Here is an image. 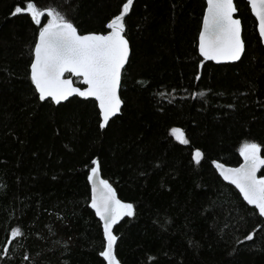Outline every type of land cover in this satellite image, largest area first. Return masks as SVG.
Masks as SVG:
<instances>
[{
  "label": "trees",
  "instance_id": "16d2710c",
  "mask_svg": "<svg viewBox=\"0 0 264 264\" xmlns=\"http://www.w3.org/2000/svg\"><path fill=\"white\" fill-rule=\"evenodd\" d=\"M204 1L133 0L123 19L122 107L101 130L92 100L39 101L29 73L42 25L12 14L29 0H0V264H105L102 224L88 207L92 159L116 198L133 205L112 229L118 264H264V218L213 166H238L246 142L264 158V51L247 2L234 0L242 59L201 63ZM31 2L55 7L83 35L107 34L126 0ZM173 127L188 144L173 140Z\"/></svg>",
  "mask_w": 264,
  "mask_h": 264
},
{
  "label": "snow or ice",
  "instance_id": "6c2138e0",
  "mask_svg": "<svg viewBox=\"0 0 264 264\" xmlns=\"http://www.w3.org/2000/svg\"><path fill=\"white\" fill-rule=\"evenodd\" d=\"M132 2L126 0L119 14L107 22V34H78L74 23L55 7L40 9L31 0L23 9L15 8L13 15L24 13L30 17L32 24L42 25L36 33L30 63V81L39 101L58 105L73 96L93 98L99 109L98 127L101 130L106 128L110 118L121 111L122 100L117 89L129 57V44L121 33L125 31L123 19ZM247 4L257 22L259 44L264 46V0H247ZM206 5L198 36L197 51L203 58L201 63L241 60L245 46L241 38V21L233 18V13L237 11L233 0H206ZM43 17H46V22L42 20ZM65 73L82 77L81 82L87 87L83 90L73 87L70 79L62 78ZM196 95L193 93V96ZM204 95L203 92L199 93L201 98ZM158 96L163 98L165 94L159 93ZM169 135L181 145L189 143L179 128L169 129ZM260 152V145L246 142L239 148L244 161L239 167L225 168L215 162L213 166L224 181L238 190L243 201L254 206L259 217L264 218V177H257L258 169L264 167ZM201 155L199 150H194L192 162L198 164ZM91 165L87 175L91 186V203L88 207L95 212L103 228L104 243L98 254L105 264H118L113 255V245L117 240L113 235V225L121 217L132 218L133 205L116 198L109 183L100 178L96 159L91 160ZM254 232L255 229L245 235L244 240L252 241ZM18 235L17 230L13 229L12 236ZM236 243L241 244L242 241L237 240Z\"/></svg>",
  "mask_w": 264,
  "mask_h": 264
},
{
  "label": "water",
  "instance_id": "95a60500",
  "mask_svg": "<svg viewBox=\"0 0 264 264\" xmlns=\"http://www.w3.org/2000/svg\"><path fill=\"white\" fill-rule=\"evenodd\" d=\"M246 2H247V0H245ZM204 3H205V8L207 7V5H206V0L204 1ZM233 3H234V0H233ZM234 7H235V5H234ZM248 8H249V6H248ZM249 11H250V13L249 14H251V10H250V8H249ZM236 13V12H235ZM235 13H233V18H235V19H238L237 17H236V14ZM251 16L253 17V19L255 20V17L251 14ZM202 18H203V14H202ZM255 23H256V32H257V35H258V31H257V22H256V20H255ZM201 26H202V19H201ZM201 26H200V28H201ZM121 35L123 36V33H121ZM198 36H199V34H198ZM125 38V37H124ZM241 38H242V27H241ZM258 39H259V36H258ZM127 41V40H126ZM197 49H198V37H197ZM243 41V40H242ZM262 46V45H261ZM263 48H264V46H262ZM34 48V47H33ZM198 52V51H197ZM244 53V52H243ZM243 53H242V55H243ZM198 54V53H197ZM199 55V54H198ZM129 56H130V48H129ZM200 57V56H199ZM128 59H129V57H128ZM128 59H127V61H126V64H127V62H128ZM200 59H202L203 60V58L202 57H200ZM240 61V60H239ZM239 61H234V62H232V61H221V62H219V63H217V62H215V61H205V62H209V63H212L214 66L215 65H232V64H236V63H238ZM126 64H125V66H126ZM124 66V67H125ZM124 69V68H123ZM123 71V70H122ZM30 74V73H29ZM62 78H68V79H70L71 81H72V86L73 87H77V88H80L81 90H83V89H85L86 87H87V85H84L81 81H82V77H80V78H78V77H75V76H72L71 75V73H65L64 74V77H62ZM73 80H75V81H77L78 83V85L80 86V87H78V86H76V85H74V81ZM32 87H34V86H32ZM119 89H120V84H119V86H118V89H117V94H119ZM73 98H76L75 96H73V97H69V99L68 100H70V99H73ZM84 99V98H83ZM67 100V101H68ZM88 100H92V101H94L95 102V100L93 99V98H88ZM67 101H62L60 104H58V105H61V104H64V103H66ZM96 103V102H95ZM58 105H55V106H58ZM121 107H122V105H121ZM96 109H98V108H96ZM98 112H99V109H98ZM119 115V113H117L115 116H113V117H111L110 118V120L109 121H111L112 119H115V117H117ZM108 124H109V122H108ZM107 124V125H108ZM107 125H106V127H107ZM244 161L242 160V162L238 165V166H236V167H232V168H237V167H239L242 163H243ZM216 163V162H215ZM218 164H221V163H218ZM223 167H225V168H231L230 166H226V165H224V164H221ZM215 168V167H214ZM263 169V167H261L260 169H258V171H257V177L259 178L260 177V172H261V170ZM219 174V173H218ZM99 176H100V173H99ZM101 178V177H100ZM102 179V178H101ZM221 180L226 184V185H228V186H230V187H232V189H234L235 191H236V193H238L239 194V192H238V190H236L235 188H234V186L233 185H230V184H228L226 181H224L222 178H221ZM89 187H90V203H91V186L90 185H88ZM241 199L243 200V198L241 197ZM244 202V201H243ZM245 204H246V202H244ZM247 205V204H246ZM248 207H250V208H253L254 209V206H250V205H247ZM257 211V210H256ZM94 212V211H93ZM122 218V217H121ZM120 221V220H119ZM118 221V222H119ZM117 222V223H118ZM114 226V225H113ZM6 250H7V246L5 247V249H4V253L6 252Z\"/></svg>",
  "mask_w": 264,
  "mask_h": 264
}]
</instances>
